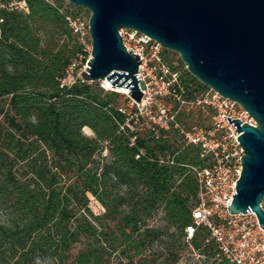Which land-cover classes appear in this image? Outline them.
<instances>
[{"label":"trees","instance_id":"1","mask_svg":"<svg viewBox=\"0 0 264 264\" xmlns=\"http://www.w3.org/2000/svg\"><path fill=\"white\" fill-rule=\"evenodd\" d=\"M26 2L0 8V264H176L187 249L232 264L206 227L185 231L199 148L182 147L174 125L158 137L144 128L131 145L117 91L61 86L77 54L90 55L68 20L83 7ZM180 60L187 87L207 88ZM176 151L174 164L161 162Z\"/></svg>","mask_w":264,"mask_h":264},{"label":"water","instance_id":"2","mask_svg":"<svg viewBox=\"0 0 264 264\" xmlns=\"http://www.w3.org/2000/svg\"><path fill=\"white\" fill-rule=\"evenodd\" d=\"M69 1L90 11L85 81L108 79L142 100V60L120 34L121 28H133L178 52L200 82L238 101L256 119L254 126L228 116L245 150L229 211H254L264 228V0Z\"/></svg>","mask_w":264,"mask_h":264},{"label":"built area","instance_id":"3","mask_svg":"<svg viewBox=\"0 0 264 264\" xmlns=\"http://www.w3.org/2000/svg\"><path fill=\"white\" fill-rule=\"evenodd\" d=\"M0 8L28 11V4L26 0H0ZM68 20L80 39L89 35L81 14L70 15ZM120 34L128 50L139 54L142 60L137 73L144 92L142 100L137 102L128 92L125 101L118 105V110L126 115L120 128L131 133V145L135 144L137 133L144 125L157 137L162 128L169 129L174 125L183 137L182 147H198L204 161L188 165L197 179L198 202L192 212V223L185 229L187 237L192 238L200 227H206L209 231L206 242L214 240L218 258H226L232 264H264V228L257 214L254 211L238 214L229 211L236 181L241 177V157L245 150L238 140L237 125L234 121L231 123L228 116L231 120L239 118L242 123L254 126L256 119L238 101L210 87L198 89L192 83L187 87L183 72L166 57V48L151 36L133 28H121ZM88 49L85 45L89 52ZM89 57L84 60L83 54H77L60 79L61 86L70 87L84 80L82 73ZM170 99L176 102L175 110H172ZM183 108H198L208 114V120L193 121L186 126L177 118ZM145 114L148 120L142 123L141 116ZM178 152L161 162L174 164Z\"/></svg>","mask_w":264,"mask_h":264},{"label":"rangeland","instance_id":"4","mask_svg":"<svg viewBox=\"0 0 264 264\" xmlns=\"http://www.w3.org/2000/svg\"><path fill=\"white\" fill-rule=\"evenodd\" d=\"M66 4L69 5L71 2L69 0H65ZM73 4V3H71ZM74 5V4H73ZM76 6V5H74ZM76 10V7H72ZM79 14L82 15V19L84 21V26H85V29L88 30V24H89V18H90V11L83 7V9H81L80 11H78ZM82 43H85L84 45H86L87 49H88V46L90 47L88 50L90 52V55H91V50H92V47H91V37H90V34L87 35L86 37H84L83 39H80ZM165 55L167 58H169L170 61L173 62V64L177 65L179 67V69L183 72V75H185V71H184V67H183V64L181 63V57L179 55L178 52H175V51H172V50H169V49H165ZM89 55V56H90ZM185 66V64H184ZM186 67V66H185ZM187 69V68H186ZM111 83V82H110ZM100 86L104 88L105 91H117L119 93V96L116 100V102L119 104V103H122L123 101H125V98L127 97L126 96V93L125 92H122V91H119L118 90V87L116 86H109V83H107L105 80H101L99 82ZM193 86L197 87V83H192ZM199 88V87H198ZM202 89V88H200ZM169 103L172 107V110H175L177 107H176V102L173 100V99H170L169 100ZM207 113H204L203 111H201L200 109H187V108H183L177 115V118L180 122H182L183 124H185L186 126L190 123V122H193V121H196V122H203V121H207L208 118H207ZM141 116V115H140ZM148 120V116L145 114L144 116H141V121L142 123H146ZM146 125H144V128H145ZM84 132L88 135H93V131L90 127L86 126L84 127ZM180 137V136H179ZM181 139V138H180ZM92 209L96 212V213H100L103 210V208L101 207V204L98 203L96 200H91V203H90ZM0 216L3 217V214L0 212ZM211 261L207 260L205 256L203 255H200L198 251H193L191 249H187V251L184 252L181 260L176 263V264H210Z\"/></svg>","mask_w":264,"mask_h":264},{"label":"bare ground","instance_id":"5","mask_svg":"<svg viewBox=\"0 0 264 264\" xmlns=\"http://www.w3.org/2000/svg\"><path fill=\"white\" fill-rule=\"evenodd\" d=\"M105 81L107 82V83H109V86H112V83H110L111 81H109L108 79H105ZM116 87H118V90L119 91H122V92H125V93H128V89L126 88V87H120V86H116Z\"/></svg>","mask_w":264,"mask_h":264}]
</instances>
